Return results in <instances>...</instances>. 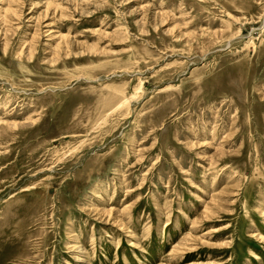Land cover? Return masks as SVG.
Segmentation results:
<instances>
[{"label": "rangeland", "instance_id": "1", "mask_svg": "<svg viewBox=\"0 0 264 264\" xmlns=\"http://www.w3.org/2000/svg\"><path fill=\"white\" fill-rule=\"evenodd\" d=\"M0 264H264V0H0Z\"/></svg>", "mask_w": 264, "mask_h": 264}]
</instances>
